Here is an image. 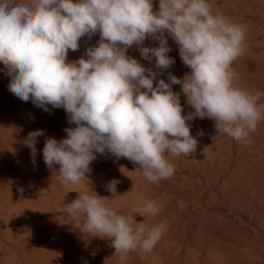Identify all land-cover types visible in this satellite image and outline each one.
<instances>
[{
    "label": "clouds",
    "instance_id": "9594fccd",
    "mask_svg": "<svg viewBox=\"0 0 264 264\" xmlns=\"http://www.w3.org/2000/svg\"><path fill=\"white\" fill-rule=\"evenodd\" d=\"M97 32L98 46L86 50L87 59L68 62L69 50L77 51L82 37ZM165 32L191 72L183 79L169 73L170 83L161 79L154 87L158 73L127 52L136 45L143 59L155 58L157 69H169L175 60ZM148 38L158 46L143 47ZM245 39L246 27L214 13L209 0H159L157 11L152 0H0V64L11 77L8 90L46 112L48 105L63 108L75 125L64 129L67 138H47L43 148L44 163L60 166L65 186L82 184L96 154L106 152L138 165L136 171L152 184L170 179L175 166L168 157L196 150L186 123L196 118L213 120L219 134L250 145V133L264 120V93L236 83L232 64L244 54ZM171 85H181L194 112L182 115L180 93ZM43 134L30 132L25 142L33 162L36 138ZM118 183L108 185L113 196ZM108 200L84 191L65 207L70 216L83 217L82 232L109 239L121 260L137 249L151 252L165 226L137 223ZM178 207L186 204L178 201ZM159 211L155 200L137 201L132 209L139 215Z\"/></svg>",
    "mask_w": 264,
    "mask_h": 264
},
{
    "label": "rangeland",
    "instance_id": "374dc122",
    "mask_svg": "<svg viewBox=\"0 0 264 264\" xmlns=\"http://www.w3.org/2000/svg\"><path fill=\"white\" fill-rule=\"evenodd\" d=\"M152 3L157 11L159 0ZM209 3L214 13L246 27L245 52L232 64L239 77L236 83L264 93V0ZM164 35L171 49L168 55L175 60L167 70L157 69L155 58L143 59L136 45L127 52L158 73L154 87L161 79L170 83L169 73L183 79L191 72L180 58L179 46L167 32ZM99 39V32L90 39L82 37L79 49L69 50L67 61L87 59L86 50L98 46ZM142 46L157 47L158 41L148 38ZM6 71L0 64V264H264V120L250 133V145L219 134L215 121L208 118L187 121L196 150L188 157L169 156L175 174L158 184L136 171L138 165L106 152L96 154L82 184L65 186L60 166L49 169L44 163L43 148L47 138H67L64 129L75 125L68 123L63 108L48 105L46 112L31 99H18L8 90L11 77ZM171 87L180 93L182 115L194 112L181 85ZM36 130L44 134L36 138L33 162L25 142ZM114 179L119 181L115 196L108 190ZM84 191L110 199L106 203L118 214L132 216L148 228L163 224V235L152 251L137 249L121 260L109 239L82 232L83 217L70 216L65 206ZM144 200L160 203V211L155 216L133 213L137 201ZM178 201L186 204L183 210Z\"/></svg>",
    "mask_w": 264,
    "mask_h": 264
}]
</instances>
